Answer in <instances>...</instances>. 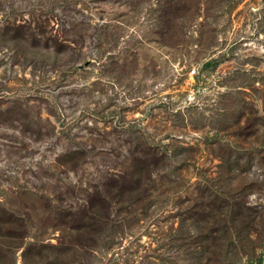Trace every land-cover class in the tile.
I'll use <instances>...</instances> for the list:
<instances>
[{"label":"rangeland","instance_id":"rangeland-1","mask_svg":"<svg viewBox=\"0 0 264 264\" xmlns=\"http://www.w3.org/2000/svg\"><path fill=\"white\" fill-rule=\"evenodd\" d=\"M161 1L131 8L127 0H0V21L46 16L54 29L82 23L62 30L73 43L56 59L0 47L6 209L31 208L28 195L14 193L20 189H51L38 179L46 169L40 166L63 148H93L76 171L53 170L75 188L118 168L114 155L126 149L129 131L167 153L152 175L146 217L86 264H194L198 238L224 224L210 203L227 195L235 208L225 225H244L251 207L264 237V0H177L198 12L174 19L164 38L154 26ZM233 213L240 222L231 225ZM42 233L39 225L35 234ZM59 234H45L43 244L57 245ZM21 252L2 262L30 264ZM258 253L264 258V249Z\"/></svg>","mask_w":264,"mask_h":264},{"label":"trees","instance_id":"trees-1","mask_svg":"<svg viewBox=\"0 0 264 264\" xmlns=\"http://www.w3.org/2000/svg\"><path fill=\"white\" fill-rule=\"evenodd\" d=\"M145 1L147 0H127V5L135 8ZM198 9L193 5H181L177 0L161 1L158 6L159 14L154 22L155 33L161 38L166 37L167 28L173 27L174 19L177 20L181 14H185L189 20L196 15ZM51 23L46 16L5 18L0 21V47L6 48L8 45L11 47L7 48L9 51L23 48L28 54L31 51L29 55H33V58L38 54L40 57L56 59L65 53L61 47L65 48L73 43L66 36H62L65 35L62 30L68 34L69 29L79 30L82 23L74 24L69 21L60 24L61 29L58 26L54 29L56 24L53 27ZM204 25L201 23L200 27ZM100 30L101 26L94 27V34ZM97 37L95 47L98 49ZM101 135L96 133V136ZM128 135L130 137L124 140L122 146L126 145V149L114 155L117 160L113 158L117 161L118 168L113 167L112 171L99 175L98 180L94 179L93 183H81L80 186L84 188L70 186L60 178L61 175L55 178L53 171L59 170V174H64L81 167L86 154L93 148L88 149L79 143L63 148L50 164L40 166L46 169L44 176H38V179L50 186L49 191L24 188L14 192L28 195L31 208L27 211L17 214L6 209L4 201L0 200V264H4L3 259L15 256L20 249L23 258L31 261L30 264H86L85 259L92 260L90 257H95L98 252L110 249L109 245L114 244L113 237L146 217L153 204L150 195L154 183L152 175L158 171L159 165H163L161 162L167 157V153L144 142L139 132L132 130ZM96 136L92 137L94 141ZM193 190L190 195L194 193ZM225 198L226 201L216 206L210 203V209L216 210L214 218L219 220L224 215V224L218 230H210L198 238L199 245L195 249L199 254L194 264H264L262 253L257 254L259 249H264L263 232H257L256 228L261 215L251 207H245L252 212V216L245 212V218L241 219L246 220L245 224L229 228L225 225L228 216L226 211L230 207L235 208V204L228 195ZM69 199L74 202H68ZM32 201L37 202L38 206ZM39 210H42L39 213L41 217L34 218L33 216L39 215ZM229 221L232 225L240 222V219L233 213ZM36 225H40L43 230L41 236L35 234L38 229ZM56 231L60 233L57 245L45 246L43 236H50ZM221 253L226 255L227 263L222 261ZM243 258L245 262H242Z\"/></svg>","mask_w":264,"mask_h":264},{"label":"built area","instance_id":"built-area-1","mask_svg":"<svg viewBox=\"0 0 264 264\" xmlns=\"http://www.w3.org/2000/svg\"><path fill=\"white\" fill-rule=\"evenodd\" d=\"M191 73H192V74H194V73H195V71H191Z\"/></svg>","mask_w":264,"mask_h":264}]
</instances>
